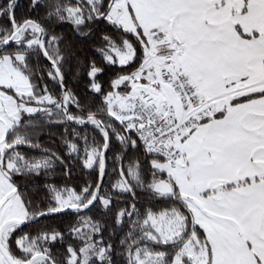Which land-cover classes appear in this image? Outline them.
Wrapping results in <instances>:
<instances>
[{
  "label": "snow or ice",
  "instance_id": "snow-or-ice-1",
  "mask_svg": "<svg viewBox=\"0 0 264 264\" xmlns=\"http://www.w3.org/2000/svg\"><path fill=\"white\" fill-rule=\"evenodd\" d=\"M40 3L31 0V7ZM16 6L17 0L0 5L9 25L0 27V264H113L112 243L85 213L97 204L109 209L115 193L132 196L115 217L117 227L129 221L120 241L127 264H264V0H56L48 20L69 22L82 37L100 20L116 32L102 34L96 49L121 69L108 91L96 79L102 68L93 62L87 73L91 90L103 97L99 111L67 88L72 53L61 51L62 37L39 20H18ZM33 56L37 64L47 61L59 96L34 82L44 74L33 68ZM25 114L93 126L102 143L73 129L65 144L86 169H98L97 181L79 190L45 184L39 202L23 193L14 176H39L64 163L34 142L36 125ZM113 136L123 154L130 146L152 157L150 181L138 160L125 170L117 153L120 179L113 192H102ZM20 146L42 154L28 157ZM137 188L171 207L141 213ZM66 210L78 217L68 234L81 246L69 244L61 262L51 246L63 232L45 227L32 235L24 227Z\"/></svg>",
  "mask_w": 264,
  "mask_h": 264
},
{
  "label": "trees",
  "instance_id": "trees-1",
  "mask_svg": "<svg viewBox=\"0 0 264 264\" xmlns=\"http://www.w3.org/2000/svg\"><path fill=\"white\" fill-rule=\"evenodd\" d=\"M61 2L66 3L67 0H61ZM4 3H6V0H0V5ZM55 3L56 0H41L40 6L33 8L31 7V0H17L15 9L16 17L18 20L29 17L39 20L50 33L54 32L55 35L62 37L60 45L61 51L72 53V58L65 64V84L86 108H91L92 111H99L103 102V97L91 90V78L87 73L93 62L97 67L102 68L103 72L99 73L96 79L98 83L103 85L104 91H108L111 79H113L121 69L118 66L107 65L102 55L96 51V49L102 45V34L115 36L116 32L107 22L100 20L89 23L87 28L82 29V31H87L89 28L92 30L91 35L82 37L76 32L71 23H59L55 19H47V13ZM45 4H48L49 7H45ZM7 26H9L7 24V18H0V27ZM31 63L34 69L39 68L44 74L43 80H41L39 74H37L34 82L38 84L41 89L47 84L49 91L59 96V85L47 77L48 69L43 57L40 58L39 64H37L36 58L33 56ZM132 67H135V65ZM124 70L131 71L132 68L129 67ZM121 91L123 90L121 89ZM71 110L75 112L76 108L73 106ZM24 120L25 122L33 121L36 125L35 129L32 130L34 142L39 143L42 148H49L58 153L64 163L61 164L57 162L47 173L42 172L39 176H14L13 179L15 183L23 193L32 197L34 201L39 202L44 199L47 192L45 184H53L61 188L67 186L79 190L84 185L89 183L94 184L97 181L98 169H86L83 166L82 160L78 158L76 154L68 155V149L65 144V138L68 140L73 139V129H75L81 137L87 135L89 141L95 139L97 143H102L101 134L93 126L86 125L82 127L72 125L69 127L55 121L49 122L46 119H41L38 115L29 116L27 114L24 115ZM117 127H119L118 124ZM76 142L79 145L82 155L84 149L83 140H78ZM19 150L28 157L40 156L42 154L40 151L29 148L28 146H20ZM117 153H122V148L115 136H113L111 147L107 153V174L103 182L102 192H113L112 185L120 179V163L115 159ZM151 159L152 157L146 156L142 149L134 150L130 146L126 154H123L125 170L131 161L138 160L142 169V177L147 181L151 180ZM66 170H70L69 175L65 174ZM136 193L135 203L141 213H144L149 208L158 211L166 207H171V201L155 198L143 189L137 188ZM131 203L132 196L130 194L115 193L109 209H104L101 205L97 204L95 207L91 208L90 211L85 213V215L92 217L95 221H99L104 229L103 237L105 242L112 243L115 249L112 256L113 264H127L125 250L121 246L120 241L128 234L129 221L127 217H125L124 224L117 227L115 225V217L119 209L129 207ZM44 206H47L46 203ZM77 221L78 217L74 212H64L51 217L41 218L39 223L24 227V232H30L32 235H36L38 231L45 227L49 230L55 228L63 232L65 234L64 240H58L51 246L53 256L63 262L66 255V248L69 244L75 248L81 246L79 240L68 234L69 228L76 224ZM22 234L21 232H17V236ZM98 238L99 237H97V239Z\"/></svg>",
  "mask_w": 264,
  "mask_h": 264
},
{
  "label": "water",
  "instance_id": "water-1",
  "mask_svg": "<svg viewBox=\"0 0 264 264\" xmlns=\"http://www.w3.org/2000/svg\"><path fill=\"white\" fill-rule=\"evenodd\" d=\"M44 59V58H43ZM46 62V64H47V61H45ZM77 126V125H76ZM106 168H107V165H106ZM106 176V175H105ZM105 176H104V178H103V182H104V179H105ZM69 211H71V210H66L65 212H69ZM64 213V212H63ZM61 214V213H60ZM56 215H58V214H56Z\"/></svg>",
  "mask_w": 264,
  "mask_h": 264
},
{
  "label": "rangeland",
  "instance_id": "rangeland-1",
  "mask_svg": "<svg viewBox=\"0 0 264 264\" xmlns=\"http://www.w3.org/2000/svg\"><path fill=\"white\" fill-rule=\"evenodd\" d=\"M121 89L123 90V86L121 87ZM28 115V114H27Z\"/></svg>",
  "mask_w": 264,
  "mask_h": 264
},
{
  "label": "built area",
  "instance_id": "built-area-1",
  "mask_svg": "<svg viewBox=\"0 0 264 264\" xmlns=\"http://www.w3.org/2000/svg\"><path fill=\"white\" fill-rule=\"evenodd\" d=\"M135 138V137H134Z\"/></svg>",
  "mask_w": 264,
  "mask_h": 264
}]
</instances>
